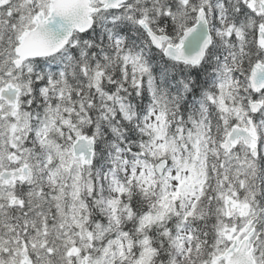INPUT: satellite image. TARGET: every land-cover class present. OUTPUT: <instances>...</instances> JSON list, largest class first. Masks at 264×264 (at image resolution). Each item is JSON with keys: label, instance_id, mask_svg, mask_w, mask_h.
<instances>
[{"label": "snow or ice", "instance_id": "obj_1", "mask_svg": "<svg viewBox=\"0 0 264 264\" xmlns=\"http://www.w3.org/2000/svg\"><path fill=\"white\" fill-rule=\"evenodd\" d=\"M0 264H264V0H0Z\"/></svg>", "mask_w": 264, "mask_h": 264}]
</instances>
